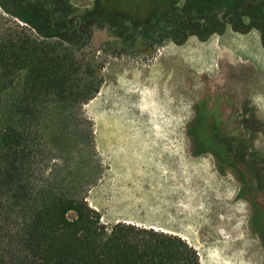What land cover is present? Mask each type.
Here are the masks:
<instances>
[{"label":"rangeland","instance_id":"374dc122","mask_svg":"<svg viewBox=\"0 0 264 264\" xmlns=\"http://www.w3.org/2000/svg\"><path fill=\"white\" fill-rule=\"evenodd\" d=\"M66 2L71 14L98 2L105 16H115L104 18L119 27L109 32L104 25L94 27L88 39L86 51L95 50L105 60L95 96L68 112L52 108L32 126L38 138L32 166L37 184L83 197L108 229L119 221L176 234L195 249L199 264H264L251 208L237 195L239 181L229 169L220 173L211 153L194 155L187 133L193 107L201 99L213 102L227 89L238 105L246 97L258 118L264 117V70L243 80L242 67L236 66L232 79H220L215 36L205 43L190 36L182 45L139 47L137 41L131 47L152 13L155 23L152 18L145 26L148 33L154 24L170 25L159 1ZM119 11L125 14L115 15ZM12 22L20 23L0 9V26ZM114 33L123 36L122 49L120 41L112 45ZM228 39L243 51L239 54L255 55L261 48L254 32ZM20 89L16 84L4 96L6 107ZM258 140L255 148L263 147Z\"/></svg>","mask_w":264,"mask_h":264},{"label":"trees","instance_id":"16d2710c","mask_svg":"<svg viewBox=\"0 0 264 264\" xmlns=\"http://www.w3.org/2000/svg\"><path fill=\"white\" fill-rule=\"evenodd\" d=\"M55 1L0 0L2 12L20 22L0 26V264H199L195 249L176 234L119 221L108 229L83 197L37 184L32 166L38 138L32 126L52 108L68 112L95 96L105 60L95 50L86 51L91 27L107 22L111 29L119 27L104 18L115 16H105L98 2L71 14L66 0ZM160 1L164 6L176 2ZM240 1L192 0L201 15L180 17L174 31L183 35L176 43L221 31L224 23L208 13L222 5L235 7L227 17L236 31L252 26L248 17L254 25L264 21V2L256 0L255 12L248 14L237 9ZM19 83L20 91L6 107L4 96ZM188 133L193 154L210 151L219 172L234 166L231 142L204 140L194 123ZM211 133L216 136L217 128Z\"/></svg>","mask_w":264,"mask_h":264},{"label":"flooded vegetation","instance_id":"af4514ba","mask_svg":"<svg viewBox=\"0 0 264 264\" xmlns=\"http://www.w3.org/2000/svg\"><path fill=\"white\" fill-rule=\"evenodd\" d=\"M158 1L163 4L160 0H155V3ZM260 1L261 3L264 2V0ZM257 3L256 0H241L237 9L251 14L255 12V8L252 5H257ZM192 5H194L192 0H188V3L176 0L171 6H164L166 9L165 14L168 16L166 21L170 25L166 27L164 22L162 24H154V26H150V33H148V29L145 26L152 18H154L152 21L155 23V16L153 17L152 13L151 18L146 22L147 24L143 26L147 31L144 29L140 31L132 40L131 47H135L137 41L139 42V47H150L167 41H171L174 45H182L190 36H195L199 41L205 43L210 37L215 36L217 40V66L219 68L217 73L220 79L223 81L232 79L233 75L231 74L235 72L234 67L236 68V66L242 67L240 75L243 80H249L255 77L257 72L260 73L264 70V21L254 25V23L250 22V17H248L247 25L252 24V26L246 30L242 28V31H236L234 29L235 25L228 22L229 19L227 17V13L234 10L235 7L233 6L222 5L212 8L208 13L209 15L215 14L220 22L224 23V28L221 31L212 33L202 40L196 35H189L183 43L177 44L176 41L183 35L174 31L180 21V17L188 16L189 14L193 16L201 15V13H196ZM260 8L264 10L262 6ZM177 14L180 16H177ZM157 16L158 19L156 20H159V15ZM94 27L96 26L93 25L91 29ZM104 27L107 32L111 29L109 22ZM251 32H254L258 37L261 47L260 51L255 53V55L248 52L239 54L242 50L234 47L228 36L241 37ZM112 35L115 36L112 45H114L115 41H120L122 49L126 45L123 42V36L120 33ZM114 48L117 51L115 46ZM245 98L238 105L235 102L234 91L227 89L226 92H220L219 96L215 100L213 99L211 103L201 99L193 107V116L188 122L187 133L188 128L194 123L195 126L201 128L204 140L228 141L232 143V146L234 145L236 160L234 166L226 165L220 173H224L229 169L239 181V191L242 192L239 197L245 198L249 203L251 223L264 248V117L258 118L256 106L248 98ZM213 127L217 128L216 136L211 133V128ZM257 133H261L259 138H257ZM258 139L263 140V147L255 148L253 142ZM204 152L211 153L210 151Z\"/></svg>","mask_w":264,"mask_h":264}]
</instances>
